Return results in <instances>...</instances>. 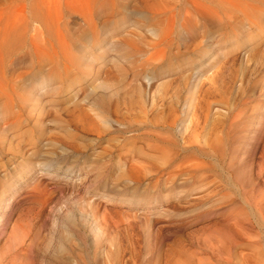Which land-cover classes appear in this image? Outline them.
I'll return each mask as SVG.
<instances>
[{"label":"rangeland","instance_id":"obj_1","mask_svg":"<svg viewBox=\"0 0 264 264\" xmlns=\"http://www.w3.org/2000/svg\"><path fill=\"white\" fill-rule=\"evenodd\" d=\"M246 2L264 22V1ZM76 4L94 24L68 19V60L54 40L56 60L11 54L17 92L36 101L0 98V190H16L0 211V264H264V173L231 165L233 130L216 160L201 165L195 144V82L214 60L241 75L207 100L227 94L242 120L264 113V63L241 69L247 53L264 62V28L209 0Z\"/></svg>","mask_w":264,"mask_h":264},{"label":"bare ground","instance_id":"obj_2","mask_svg":"<svg viewBox=\"0 0 264 264\" xmlns=\"http://www.w3.org/2000/svg\"><path fill=\"white\" fill-rule=\"evenodd\" d=\"M251 1H257V0H251ZM258 1H261L263 3L264 0H258ZM60 2H61L60 0H0V8L7 7V10L5 12H1L0 10V22L3 26L2 31H0V36H1L0 37V98L3 100L1 102H4L5 100L7 101V105L9 102V104L11 105L12 103H14L17 106H20L26 100L27 101L29 100L31 103L33 102L32 104H34V102L36 101V96L34 95L25 96L17 92V87L15 85H17V81L19 80V75H15L13 73V67H12L13 57L11 56L12 53H14L16 50H19L27 46L29 47L30 51L34 53L33 57L36 63L37 62L40 63L45 59L54 58L56 60L57 55H52L55 51L49 53L47 50V47L52 46V42L54 40L59 43V46L62 50V56H61L62 59L68 60L67 51L69 45L67 43L68 41L66 40L69 31L68 19L71 17L72 14L74 15L77 13L82 15L83 21L87 25L94 24V20L91 13L89 14L81 13L80 10L81 8L77 6L76 0H62L61 2L63 6L62 12L56 11L57 10L56 8L59 7ZM209 2L210 4L213 3L216 5L224 3V5L222 4L223 7L222 8L220 7L221 14L225 15L227 13H234L233 16L230 15V18H239V16H241L242 19L245 20L246 24L250 26L248 29L249 31L256 32V34L263 31L261 29L264 28V26L263 27L259 26V24L261 23L264 24V22L258 20V17L256 16V12H254V14L252 13L255 7H253L252 4L246 2V0H237V2L235 3L221 2V0H209ZM212 6L213 5H211L210 7ZM202 8H206V6ZM211 11L209 10L208 12ZM199 12L204 13L207 12V10L205 9L204 11H199ZM208 12L205 13V15L208 14ZM214 14L216 15V13H213L211 15L213 16ZM1 18L3 22L1 21ZM203 20L205 19L203 18ZM204 48L202 54L208 51L207 49L206 51ZM247 51L248 49L245 51V53ZM252 55L253 53H251L250 55L249 53H247L246 55L243 56V61H242L243 65L241 68L242 70L246 68V66H248L250 62H251L250 64H252L251 70H254L256 66H259L260 64L264 63V62L260 63L259 60L253 59ZM218 61L219 60H214L209 66L200 70L199 72L200 75L197 79V82H195L198 88V106H199L197 109V119L195 118L197 120V121L195 120V123L196 122L198 123V129H199L198 133L196 134L197 140L195 142V144L197 145L198 155L200 157V160L204 158H209V159L212 158L216 160L218 157L217 153L221 147L220 144H222L223 140L227 141V139L230 137L229 135H231L229 133L233 130L234 133L233 132L231 133H233L234 135H232L230 138L234 136V140L229 138L228 140H231L233 142L231 141L227 142L230 143V145L232 146L231 147L229 145L232 150L230 151L231 154L230 153L228 154V156L230 155L229 156L230 160L232 159V161L229 160V162L232 165V162L235 163L233 161L234 156L236 157L239 156V158L238 157L236 158V160L239 159L238 162H236L237 164L235 163V170H237L238 172L240 171L239 174L245 173L244 171L246 172L248 171L256 175H263L264 141L263 142L261 141H262V133L264 132V120L262 119V117L264 118L263 115L264 113L261 114V112L258 111L256 112L258 114L251 116L249 120L246 119L247 122H244L246 120H242L243 119L242 117H238L239 114L241 115V113L238 114L236 112L238 110L235 111L236 113H233V109H231V105L234 108L235 103L233 106V104L230 103L231 101L229 102L228 99L229 97H227V94L225 95V97L224 96L220 97L221 99L217 101L213 100L212 98H210V100H207L206 98L205 92L208 87H212L216 89L217 87L224 85L223 82L225 81L232 82L235 78V77L232 78V76L235 75V73L232 74L231 70L227 69L230 65V62L228 60L226 62L225 61L218 62ZM258 63L259 65H257ZM225 72L229 76L228 78H226ZM239 75L241 74L238 73L237 76ZM237 76L236 78H238ZM75 80L76 78L71 79L69 83L74 82ZM68 86L69 85L65 87ZM226 86H228V83ZM65 87H60V86L55 87L54 89H51L50 92L54 94L61 93L64 91ZM4 105L6 106V104ZM257 107L260 110L261 109L263 110L264 106L258 105ZM187 128L188 126L185 127V130ZM6 129H8V127H6ZM235 134L237 135V137L235 136ZM158 150L159 149H157V146H154V148L152 149L153 154H155V152H158ZM256 153H258L260 156L259 159L258 160L255 159L256 160L255 161L254 158L258 156V154L256 155ZM240 155L243 156L241 157ZM154 156L157 155L155 154ZM162 159L165 160V156H163ZM204 162L205 161L202 162L201 160L200 164ZM230 163H228V165H230ZM20 188L21 186L17 187L16 189L19 190ZM6 191L7 193H4ZM14 193H16V190L12 188V185L9 186L7 185L0 190L1 212L2 210L3 212L5 211V208L6 206H8L7 204L10 201L9 199L13 196ZM231 224L235 225V227H237L236 229H240V225L234 219H232Z\"/></svg>","mask_w":264,"mask_h":264}]
</instances>
